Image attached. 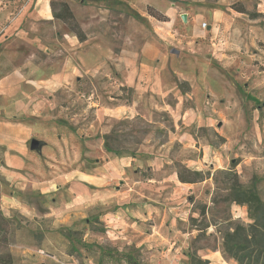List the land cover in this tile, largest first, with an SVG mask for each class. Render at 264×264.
<instances>
[{
	"label": "crops",
	"instance_id": "0c3cea01",
	"mask_svg": "<svg viewBox=\"0 0 264 264\" xmlns=\"http://www.w3.org/2000/svg\"><path fill=\"white\" fill-rule=\"evenodd\" d=\"M53 1L67 5L83 40L68 29L62 8L54 9ZM258 1L256 12L264 13V0ZM223 5L221 0L205 8L197 0H0V210L7 218L15 212L23 222L17 221L18 226L29 223L44 235L42 246L52 256L35 254L43 249L31 242L10 243L12 254L30 255L25 264H94L53 244H58L57 229L87 222L92 208L102 211L114 250L133 245L145 249L150 261L158 258L150 264H178L177 255L163 258L162 251L175 249L173 238L166 245L163 235L170 231L167 222L172 223L171 235L178 232V214L191 184L158 165L144 177L133 156L111 154L102 141L91 148L103 161L96 159L85 169L86 142L103 130L102 122L126 118L136 109L117 98L106 100L109 84L96 88L93 81L112 78L115 87H148L134 78L144 81L149 73H158L146 68L163 58L158 49L166 37L149 9L166 16L163 24L180 14L195 20V15L209 13L212 49L219 59L230 49V61L237 62L240 47L261 31L253 16ZM138 19L150 21L153 32ZM190 23L192 36L206 34ZM32 139L40 142L37 149H30Z\"/></svg>",
	"mask_w": 264,
	"mask_h": 264
},
{
	"label": "rangeland",
	"instance_id": "374dc122",
	"mask_svg": "<svg viewBox=\"0 0 264 264\" xmlns=\"http://www.w3.org/2000/svg\"><path fill=\"white\" fill-rule=\"evenodd\" d=\"M197 1L205 8L206 3L217 0ZM257 2L221 0L222 9L230 7L250 18L253 16L259 30L264 32V13L256 12ZM52 4L54 9H61L60 2ZM148 12L166 31L158 49L163 58L146 68L148 72L158 73H149L151 78L144 81L134 78V83L141 80L148 85L146 88L115 87L117 82L112 78L93 81L96 88L104 82L109 84L104 93L106 100L117 98L133 103L136 109L126 118L111 117L102 122L103 130L86 142L85 169L92 168L96 159L103 161L95 153V147L91 148L102 141L104 150L107 144L106 151L111 154L133 156L136 168L144 177L151 176L154 165L165 172L175 171L177 177L179 172L188 179L194 177L191 171L199 172L200 180L189 183L190 190L184 195V208L176 222L178 232L171 235L172 223L167 222L170 231L163 235L164 244L173 238L175 249L162 251L163 258L168 253L178 256V264H198V260L205 264H264V244L260 242L264 223L259 217L254 219L246 205L232 200L229 180L235 174L240 189L254 190L264 206V36L260 32L247 40L240 47L239 60L231 62L230 49H226L223 59L212 49L211 34L207 33L211 22L209 13L195 15V20L188 15L182 19L180 14L173 23L163 24L166 16L151 9ZM63 15L67 17L65 12ZM73 19H65L71 32L76 22ZM241 20L244 24L242 17ZM139 21L148 28L149 34L153 32L150 21ZM190 21L206 34L192 36ZM133 66L142 67L139 63ZM90 86L85 85L86 93H90ZM86 117H90L89 111ZM140 164L144 165L140 167ZM101 212L90 208L87 222L75 228L57 229L60 235L52 236L58 239L54 246L60 249L64 246L65 252L70 255L77 252L94 264H150L158 260L153 257L150 261L145 249L133 245L122 250L111 248L107 239L112 234ZM21 219L15 212L8 218L9 250L10 243L31 242L43 249L35 254L52 256L42 246L44 235L35 233L29 223L23 228L18 226L17 223L23 224ZM235 229L240 231V248L244 249L240 251V263L224 251V237ZM156 236L162 240L160 235ZM250 249H254L253 255L247 254ZM17 253H11L13 264H25L31 259L30 255ZM60 255L59 251L58 259ZM34 264L49 263L35 260Z\"/></svg>",
	"mask_w": 264,
	"mask_h": 264
},
{
	"label": "trees",
	"instance_id": "16d2710c",
	"mask_svg": "<svg viewBox=\"0 0 264 264\" xmlns=\"http://www.w3.org/2000/svg\"><path fill=\"white\" fill-rule=\"evenodd\" d=\"M61 8L62 11L67 14V17H64L63 15L64 19H73V16L68 10V7L65 3H61ZM73 27V33L78 37L79 40H83L85 36L76 22L74 23ZM104 145L105 149L109 150L107 144ZM190 174H193L194 177L188 179L178 172V178L181 182L187 183H192L200 180L199 172L191 171ZM229 180L232 181L230 186V189L233 191L232 200L237 204L246 205L248 211L252 213L254 219L256 217H259L258 220L264 223V206L260 202V199L258 198L256 192L254 190L243 191L242 189H240V183L238 182L235 174H232V177L229 178ZM256 212H258L260 216ZM261 226L264 230V224H261ZM260 242L264 244V232L261 233ZM242 250L244 249L240 248V231L235 229L232 233L228 232L224 237V251L240 263V251ZM253 252L254 249H250L247 254L253 255ZM260 253L261 251H259L257 255H261ZM257 255H255L256 260L258 259ZM0 264H13L12 255L9 250L8 218L2 212H0ZM198 264L205 263L201 260H198Z\"/></svg>",
	"mask_w": 264,
	"mask_h": 264
},
{
	"label": "water",
	"instance_id": "95a60500",
	"mask_svg": "<svg viewBox=\"0 0 264 264\" xmlns=\"http://www.w3.org/2000/svg\"><path fill=\"white\" fill-rule=\"evenodd\" d=\"M182 19H185V15L183 14L182 15ZM40 145V142L36 139H32L31 142H30V149L31 150H34V149H37Z\"/></svg>",
	"mask_w": 264,
	"mask_h": 264
},
{
	"label": "built area",
	"instance_id": "2783aa9c",
	"mask_svg": "<svg viewBox=\"0 0 264 264\" xmlns=\"http://www.w3.org/2000/svg\"><path fill=\"white\" fill-rule=\"evenodd\" d=\"M205 25H206L205 22H203V23H202V27H205Z\"/></svg>",
	"mask_w": 264,
	"mask_h": 264
}]
</instances>
